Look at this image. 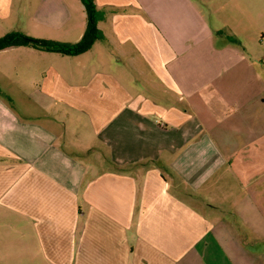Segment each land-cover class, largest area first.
I'll use <instances>...</instances> for the list:
<instances>
[{
	"label": "crops",
	"instance_id": "1",
	"mask_svg": "<svg viewBox=\"0 0 264 264\" xmlns=\"http://www.w3.org/2000/svg\"><path fill=\"white\" fill-rule=\"evenodd\" d=\"M94 2L89 50H0V264H264V54L229 0ZM30 21L75 42L86 13Z\"/></svg>",
	"mask_w": 264,
	"mask_h": 264
},
{
	"label": "rangeland",
	"instance_id": "2",
	"mask_svg": "<svg viewBox=\"0 0 264 264\" xmlns=\"http://www.w3.org/2000/svg\"><path fill=\"white\" fill-rule=\"evenodd\" d=\"M38 2L39 0H0V36L7 32L27 35L32 26L30 16L36 10ZM212 9L214 12L211 15L220 17L224 14ZM227 17L231 28L236 30L235 35L229 33V41L246 48L247 61L255 69L253 74L262 75L256 67L260 62L259 57L264 54V0H229ZM233 38L238 41L230 40ZM4 91L17 98L20 89H0V96L7 95Z\"/></svg>",
	"mask_w": 264,
	"mask_h": 264
},
{
	"label": "trees",
	"instance_id": "3",
	"mask_svg": "<svg viewBox=\"0 0 264 264\" xmlns=\"http://www.w3.org/2000/svg\"><path fill=\"white\" fill-rule=\"evenodd\" d=\"M80 1L86 13V25L83 34L77 41L60 42L52 39L31 37L19 32H7L0 36V50L12 46H27L67 55H76L89 50L93 43L101 37V32L97 27L98 10L94 0ZM227 37L229 38V36ZM230 40L238 41L234 38Z\"/></svg>",
	"mask_w": 264,
	"mask_h": 264
}]
</instances>
